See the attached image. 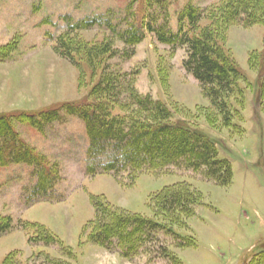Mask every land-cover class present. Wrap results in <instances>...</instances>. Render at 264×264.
I'll list each match as a JSON object with an SVG mask.
<instances>
[{
	"label": "rangeland",
	"instance_id": "rangeland-1",
	"mask_svg": "<svg viewBox=\"0 0 264 264\" xmlns=\"http://www.w3.org/2000/svg\"><path fill=\"white\" fill-rule=\"evenodd\" d=\"M227 1L163 0L161 6L155 0H0V116L18 141L58 166L60 177L54 201L30 205L33 167H0V221L10 218V229L0 235V264H255L264 256V14L213 35L239 73V92L226 100L232 113L228 124L183 68L185 47L172 49L145 32L131 57L117 54L95 64L91 51L109 43L110 31L93 27L56 41L67 30L66 21L93 17L112 24L125 19L135 27L153 18L152 26L175 33L188 6L203 16L197 34L219 24L215 10ZM112 43L118 52L128 48ZM103 69L118 76L130 95L162 103L172 125L213 143L217 158L231 166L229 184L220 186L204 171L184 167L87 174L85 128L65 107L94 105L90 93L105 76ZM130 95L121 94L120 100L136 111ZM56 110L58 119H42ZM114 113L139 120L134 112ZM177 184L197 192L199 205L193 217L170 224V233L155 231L157 245L171 259H154L144 249L149 243L132 261L94 243L100 222L112 212L165 223L155 208L156 195ZM175 234L193 245L178 248Z\"/></svg>",
	"mask_w": 264,
	"mask_h": 264
},
{
	"label": "trees",
	"instance_id": "trees-1",
	"mask_svg": "<svg viewBox=\"0 0 264 264\" xmlns=\"http://www.w3.org/2000/svg\"><path fill=\"white\" fill-rule=\"evenodd\" d=\"M155 1L162 6L163 0ZM215 11L219 24L212 22L209 26L212 29L205 27L197 34V25L203 16L188 6L178 18L180 23L175 33L167 26H152L155 23L153 18L152 21L135 27L134 24L124 21L125 19L120 20L119 24H112L110 20L103 21L101 17H93L74 23L66 21L67 30L60 34L56 41L59 40L60 44L62 40L70 38V34L93 27L110 31L111 42L103 45L98 53L91 51L93 56L89 55L95 64L104 57L111 59L117 54L131 57L134 46L143 41L145 32L153 34L157 42L172 49L185 47L186 58L183 61V68L199 84L203 96L222 116L224 123L228 124L232 113L226 100H230L235 92L237 94L239 92L237 89L239 73L221 52L213 35L223 26L232 25L237 21L252 24L262 19L264 0H228ZM124 23L125 26L120 27ZM116 40L122 41L128 48L119 52L113 49L112 42ZM107 71L90 93L95 100L94 105H85L87 108L82 104L65 107L67 114L76 115L85 128L88 139L85 167L87 174L129 173L138 170L184 167L192 172L204 171L205 176L220 186L229 184L232 176L231 166L227 161L217 158V150L213 143L186 128L172 125L169 122L170 112L162 103L152 101L147 96L142 98L138 94L130 95L127 85L120 88V78ZM121 94L130 95L129 98L135 100L136 111L130 110L131 104L120 100ZM115 109L134 112L139 116V120L129 113L123 116L115 114ZM57 113V110L50 111L41 116L42 119L53 120L58 119ZM39 123L34 121L32 125L36 126ZM9 164L33 167L32 174L36 182L29 193L33 200L30 205L55 200L52 195L60 179L58 166L49 164L43 155L33 152L23 142L18 141L8 120L0 116V167ZM156 198L158 199L155 203L156 211L165 216L167 223L112 212L111 219L104 217L100 222L98 231L93 235L94 243L131 261L140 255V250L149 243L151 246L144 249L153 255L154 259H171L166 249L162 245H157L155 231L170 233L169 225H179L180 217L185 219L193 217L194 209L197 204L199 205V195L185 184H177L163 190ZM9 229L10 218L7 217L0 221V235ZM176 236L178 248L193 245L192 239ZM260 259L258 258L255 264H264V256Z\"/></svg>",
	"mask_w": 264,
	"mask_h": 264
}]
</instances>
